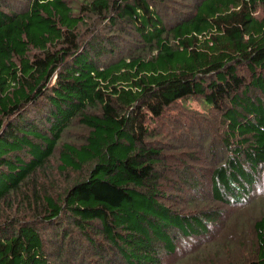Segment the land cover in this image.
I'll return each instance as SVG.
<instances>
[{
    "label": "trees",
    "instance_id": "obj_1",
    "mask_svg": "<svg viewBox=\"0 0 264 264\" xmlns=\"http://www.w3.org/2000/svg\"><path fill=\"white\" fill-rule=\"evenodd\" d=\"M190 98L223 124L213 201L248 203L264 179V0H0V264H163L206 234L212 210L165 203L153 139ZM251 229L252 256L220 264H264V215Z\"/></svg>",
    "mask_w": 264,
    "mask_h": 264
},
{
    "label": "rangeland",
    "instance_id": "obj_2",
    "mask_svg": "<svg viewBox=\"0 0 264 264\" xmlns=\"http://www.w3.org/2000/svg\"><path fill=\"white\" fill-rule=\"evenodd\" d=\"M23 5L21 4L20 7ZM19 7V6H17ZM168 15H171L169 13ZM132 44H126L127 47ZM154 141L163 151V167L161 173V192L170 196L165 203L184 215L201 216L203 212L212 210L215 220L207 224V233L199 236L179 237L176 241V251L163 256V264H194V258H205L198 261L205 264L214 258L218 264L227 259L252 256L254 243L251 224L264 215V179L253 193L248 203L240 206L226 205L214 202L211 194L212 167L223 160L227 152L218 139H221L223 124L213 110L208 109L201 99L190 98L172 106L158 120L153 121ZM84 128L75 121L63 134L54 152L52 166L57 165V152L63 142L73 143L82 137ZM214 141V143H212ZM79 142V141H78ZM77 143V142H76ZM187 164V180L180 178L181 171ZM51 166V169H52ZM50 173V170H47ZM76 177L70 174L63 181ZM62 181L64 178H58ZM188 181V182H187ZM235 228V229H232ZM224 233L234 244L228 242L219 248L214 243ZM237 234V237L234 236ZM243 256V258H241Z\"/></svg>",
    "mask_w": 264,
    "mask_h": 264
}]
</instances>
